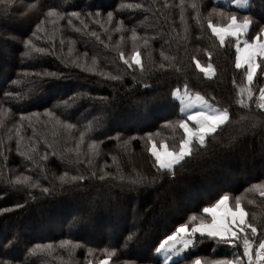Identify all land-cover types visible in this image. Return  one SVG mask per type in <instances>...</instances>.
<instances>
[{
    "label": "trees",
    "instance_id": "16d2710c",
    "mask_svg": "<svg viewBox=\"0 0 264 264\" xmlns=\"http://www.w3.org/2000/svg\"><path fill=\"white\" fill-rule=\"evenodd\" d=\"M233 15L251 40L264 0H0V264H247L242 241L198 234L170 263L156 251L223 195L257 227L253 251L264 242V80L249 85L236 39L209 27ZM136 52L143 71L120 59ZM197 95L228 121L174 174L159 170L151 144L179 151Z\"/></svg>",
    "mask_w": 264,
    "mask_h": 264
},
{
    "label": "snow or ice",
    "instance_id": "6c2138e0",
    "mask_svg": "<svg viewBox=\"0 0 264 264\" xmlns=\"http://www.w3.org/2000/svg\"><path fill=\"white\" fill-rule=\"evenodd\" d=\"M71 15L77 19L80 18L78 12H73ZM96 15L99 16L100 13L97 12ZM107 16L110 22L112 13L109 12ZM69 23H71V20H69ZM81 23H83V21H81ZM250 25V19L245 18L241 23L238 22L237 17L234 15L231 16L227 26L215 27L209 24L212 33L218 37L221 45H224L226 37L229 36L237 40L235 67L237 69L246 68V80L249 85L252 84L257 69L260 67L258 58L264 61V29H261L260 33L251 40L244 39L243 47L240 46V37L246 35L245 30L249 29ZM145 43H147V41H145ZM120 59L129 67H132V63L140 66L141 71H143L139 52L133 55L131 63L124 58L122 53ZM161 67H163V65H161ZM197 67L200 68L206 76L214 75L211 65H209L208 68H201L199 63H197ZM112 78L117 79V77ZM260 95L261 98L264 99V90H261ZM249 99L251 100V93H249ZM181 102L183 103V97H181ZM196 102L201 109L206 108L207 111L200 110L187 116V121L193 122L194 127L190 126L184 119L177 122L178 126L183 129L184 132V139L180 143L179 151L169 150L167 145H161L160 148H162V150H159L155 143L151 144L149 151L151 156L154 157V162L159 170L174 174L173 170L175 166L179 165L185 157L192 154V145L194 141L198 142L200 146H204L206 137L216 133L218 127L228 121L229 114L227 109L218 110L213 108L208 100L201 95L196 96ZM241 103H243V101H241ZM189 107H191V104H189ZM261 107L264 108V104H262ZM181 111H183V109H181ZM77 178L84 179L83 176L73 177L74 180ZM100 179L103 180L104 176H101ZM17 182L20 183L22 181L18 180ZM43 191L47 192L48 189L45 188ZM203 212L210 216L211 219H201L200 223L192 227L190 231L187 225H180L172 235L168 236L160 244L156 251L160 252L164 250L167 252L175 248L177 244L187 249L190 245L195 243L196 234H199L200 237L218 238L221 242L226 244H235L237 241H242L243 255L247 257L248 264H252V244L248 231L250 230L251 235L255 237L257 234V227L247 222V213L241 206L240 199H236L235 208H232L229 206V196L223 195L213 206L204 207ZM192 219L195 220L196 217L193 216ZM259 247L261 250H264V242H261ZM102 264H108V261L105 260ZM194 264H201V260L196 259ZM205 264H244V262L241 258L237 257L235 260L217 259L211 262H205Z\"/></svg>",
    "mask_w": 264,
    "mask_h": 264
},
{
    "label": "crops",
    "instance_id": "0c3cea01",
    "mask_svg": "<svg viewBox=\"0 0 264 264\" xmlns=\"http://www.w3.org/2000/svg\"><path fill=\"white\" fill-rule=\"evenodd\" d=\"M236 45H237V44H236ZM242 45H243V43H240V46H241V47H243ZM258 63H259V65H260V67L257 69V73H256V75L254 76V78H255V77H260V76L262 75V78H263V80H264V64H263L261 61H258ZM261 71H262V73H261ZM254 78H253V79H254ZM263 85H264V84H263ZM263 85H262V87H261V90H262V88H263ZM261 90H260V91H261ZM173 97H174V99L180 101V103L182 104V102H181V97H183V96H182L178 91H175V92H174ZM193 100H196V97H192V98H190V99H188V100L185 101V104L182 105V109H183L184 112L187 111V110H192V113H190V114H194L195 112L200 111V110H204V111L207 110L206 108H205V109H201V108L199 107L198 104H194V103H193ZM189 104H191V107H189ZM210 218H211V217H210ZM198 235H199V234H198ZM211 239H213V238H211ZM213 240L220 241L218 238H217V239H213ZM190 246H191V245H190ZM190 246H189V247H190ZM189 247H188V248H189ZM188 248H187V249H188ZM187 249L183 248L182 245L177 244L175 248H173V249H171V250H169V251H167V252H165L164 250H161V251H160V254H161L162 256H164V259H165V261H166L167 263H170V262L173 261L174 258L178 257L180 254H182V253H183L184 251H186ZM253 249H254V248H252V252H253ZM177 251H178V255H177ZM179 252H180V254H179ZM241 254H242V255H240V256H244V255H243V252H242ZM176 255H177V256H176ZM244 258L247 259V257H245V256H244ZM263 258H264V256H263ZM263 258H262V259H263ZM241 259H242V257H241ZM263 261H264V259H263ZM192 264H194V262H193ZM201 264H205V263H204V262H201ZM247 264H248V259H247ZM262 264H264V263H262Z\"/></svg>",
    "mask_w": 264,
    "mask_h": 264
},
{
    "label": "built area",
    "instance_id": "2783aa9c",
    "mask_svg": "<svg viewBox=\"0 0 264 264\" xmlns=\"http://www.w3.org/2000/svg\"><path fill=\"white\" fill-rule=\"evenodd\" d=\"M250 29V27H249ZM249 29L245 30L246 32V35L244 36H247L249 34ZM243 37V36H242ZM262 90H264V87L262 88ZM261 91L258 93V95L256 96L255 98V106L257 107L258 110L264 112V108L261 107L262 104H264V99L261 98V95H260ZM187 122V121H186ZM189 123V122H188ZM190 126H193L194 127V124H190ZM255 253H253L252 255V264H260L259 262V259L260 257L263 255V250L260 249V247H257V249L254 251ZM259 254V255H258Z\"/></svg>",
    "mask_w": 264,
    "mask_h": 264
},
{
    "label": "rangeland",
    "instance_id": "374dc122",
    "mask_svg": "<svg viewBox=\"0 0 264 264\" xmlns=\"http://www.w3.org/2000/svg\"><path fill=\"white\" fill-rule=\"evenodd\" d=\"M242 22H243V21H242ZM242 22H241V23H242ZM224 26H227V24L224 25ZM224 26H222V27H224ZM249 33H250V29H249ZM248 36H249V34H248L247 36L240 37V43H243V40H244V39H248ZM254 37H255V36H254ZM217 38H218V37H217ZM226 38H232V37L229 36V37H226ZM218 40H219V39H218ZM236 41H237V40H236ZM242 46H243V45H242ZM258 61H261V60L258 58ZM261 62L264 64V61H261ZM263 84H264V83H263ZM263 87H264V85H263ZM260 90H261V89H260ZM259 92H260V91H259ZM193 103H194V104H197L196 100H193ZM182 130H183V129H182ZM161 149H162V148H161ZM161 149L159 148V150H161ZM138 167H139V166H138ZM229 203H230V200H229ZM229 206H230V204H229ZM242 207H243V206H242ZM234 208H235V205H234ZM210 219H211V218H210V216H209V220H210ZM193 227H194V226H193ZM191 228H192V227H191ZM191 228L188 227L189 231L191 230ZM179 254H180V252H179ZM177 255H178V254H177ZM177 255H176V256H177ZM102 262H103V261H102ZM102 262H100V263H98V264H102ZM201 262H204V263H205V262H211V261H209V260H205V261H204V260H201ZM89 264H90V263H89ZM108 264H109V263H108Z\"/></svg>",
    "mask_w": 264,
    "mask_h": 264
}]
</instances>
